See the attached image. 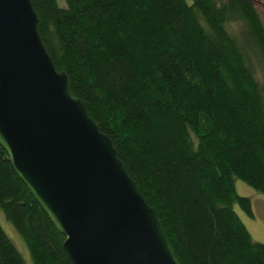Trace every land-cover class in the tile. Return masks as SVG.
Returning <instances> with one entry per match:
<instances>
[{
  "label": "trees",
  "instance_id": "16d2710c",
  "mask_svg": "<svg viewBox=\"0 0 264 264\" xmlns=\"http://www.w3.org/2000/svg\"><path fill=\"white\" fill-rule=\"evenodd\" d=\"M37 31L181 264H264L234 204L264 194V25L251 0H31ZM0 208L33 264H71L0 146ZM0 264H25L0 224Z\"/></svg>",
  "mask_w": 264,
  "mask_h": 264
},
{
  "label": "water",
  "instance_id": "95a60500",
  "mask_svg": "<svg viewBox=\"0 0 264 264\" xmlns=\"http://www.w3.org/2000/svg\"><path fill=\"white\" fill-rule=\"evenodd\" d=\"M37 21L31 0H0V146L13 170L71 264H181Z\"/></svg>",
  "mask_w": 264,
  "mask_h": 264
},
{
  "label": "rangeland",
  "instance_id": "374dc122",
  "mask_svg": "<svg viewBox=\"0 0 264 264\" xmlns=\"http://www.w3.org/2000/svg\"><path fill=\"white\" fill-rule=\"evenodd\" d=\"M190 1V0H187ZM255 6L260 19L264 25V0H251ZM62 2V0H61ZM236 193L250 199L253 216L246 214L236 203L234 210L240 217L241 221L249 231L252 239L256 242L264 243V194L254 189L239 178L234 179ZM0 224L10 238L25 264H33L29 249L25 244L22 236L16 231L12 223L5 217L0 208Z\"/></svg>",
  "mask_w": 264,
  "mask_h": 264
}]
</instances>
